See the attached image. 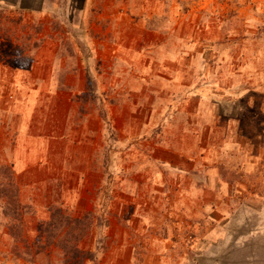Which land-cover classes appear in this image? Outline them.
<instances>
[{
    "label": "rangeland",
    "instance_id": "obj_1",
    "mask_svg": "<svg viewBox=\"0 0 264 264\" xmlns=\"http://www.w3.org/2000/svg\"><path fill=\"white\" fill-rule=\"evenodd\" d=\"M0 264H264V0H0Z\"/></svg>",
    "mask_w": 264,
    "mask_h": 264
}]
</instances>
